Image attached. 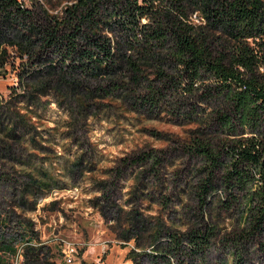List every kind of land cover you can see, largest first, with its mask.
<instances>
[{"label":"rangeland","instance_id":"obj_1","mask_svg":"<svg viewBox=\"0 0 264 264\" xmlns=\"http://www.w3.org/2000/svg\"><path fill=\"white\" fill-rule=\"evenodd\" d=\"M22 1L32 18L0 12V259L9 263L31 240L47 264H68L64 241L77 246L71 264H264V235L238 248L232 241L247 227L249 203L241 192L227 207L224 168L200 200L211 164L185 144L212 108L184 105L152 72L139 77L119 60L111 72L65 73L40 42L21 44L41 6L58 14L71 0ZM101 36L115 45L121 32L106 24ZM155 90L162 99L152 106ZM207 132L221 152L225 134ZM193 228L213 229L210 246L177 248L174 238Z\"/></svg>","mask_w":264,"mask_h":264},{"label":"trees","instance_id":"obj_2","mask_svg":"<svg viewBox=\"0 0 264 264\" xmlns=\"http://www.w3.org/2000/svg\"><path fill=\"white\" fill-rule=\"evenodd\" d=\"M40 11L21 45L29 51L40 42L67 63L65 73L111 72L119 60L130 64L139 77L147 78L152 72V81L159 79L164 82L163 89L185 96L184 105L197 99L199 106L204 103L212 108L208 120L199 118L206 129L199 126L192 132L194 143L185 144L211 164L200 200L207 199L215 188V172L224 168L227 207L237 203V193L241 192L249 203L247 227L232 241L237 246L261 238L264 0H71L61 13L52 14L46 6ZM0 12L12 22L33 17L22 0H0ZM106 24L120 29L121 38L115 45L101 36ZM159 95L161 91L155 90L146 103L157 105L162 99ZM209 129L225 134L226 139L220 141L221 152L204 138ZM222 156L228 164H223ZM213 232L193 228L183 239L174 240L177 248L187 242L189 248L203 251L210 246ZM233 258L242 260L243 253L235 251ZM27 264H47L43 248L29 251Z\"/></svg>","mask_w":264,"mask_h":264},{"label":"built area","instance_id":"obj_3","mask_svg":"<svg viewBox=\"0 0 264 264\" xmlns=\"http://www.w3.org/2000/svg\"><path fill=\"white\" fill-rule=\"evenodd\" d=\"M40 243L37 241L27 240L24 244L16 249L15 254L13 255V259L7 264H27V254L29 251L40 248ZM11 250V248H10ZM9 250V252H11ZM6 254V251H3ZM77 253V246L75 243L70 241H64L63 244V254L65 256V260L68 264L73 262V259ZM5 255H1L3 258ZM0 264H5L3 260L0 259Z\"/></svg>","mask_w":264,"mask_h":264}]
</instances>
